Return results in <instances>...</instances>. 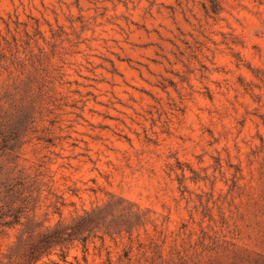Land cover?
<instances>
[{"label":"rangeland","instance_id":"obj_1","mask_svg":"<svg viewBox=\"0 0 264 264\" xmlns=\"http://www.w3.org/2000/svg\"><path fill=\"white\" fill-rule=\"evenodd\" d=\"M0 264H264V0H0Z\"/></svg>","mask_w":264,"mask_h":264}]
</instances>
